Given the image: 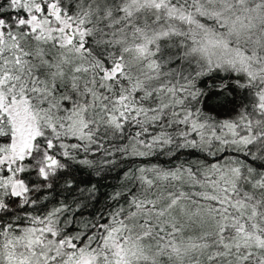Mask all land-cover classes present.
I'll use <instances>...</instances> for the list:
<instances>
[{"label":"snow or ice","instance_id":"1","mask_svg":"<svg viewBox=\"0 0 264 264\" xmlns=\"http://www.w3.org/2000/svg\"><path fill=\"white\" fill-rule=\"evenodd\" d=\"M0 264H264V0H0Z\"/></svg>","mask_w":264,"mask_h":264}]
</instances>
